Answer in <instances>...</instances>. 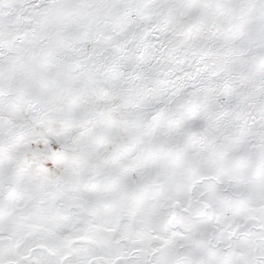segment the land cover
<instances>
[{
    "label": "snow or ice",
    "instance_id": "6c2138e0",
    "mask_svg": "<svg viewBox=\"0 0 264 264\" xmlns=\"http://www.w3.org/2000/svg\"><path fill=\"white\" fill-rule=\"evenodd\" d=\"M0 264H264V0H0Z\"/></svg>",
    "mask_w": 264,
    "mask_h": 264
}]
</instances>
